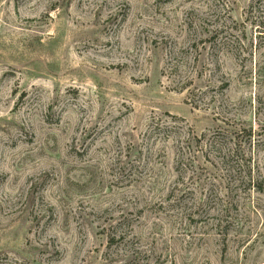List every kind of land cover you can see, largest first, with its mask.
<instances>
[{"label": "rangeland", "instance_id": "374dc122", "mask_svg": "<svg viewBox=\"0 0 264 264\" xmlns=\"http://www.w3.org/2000/svg\"><path fill=\"white\" fill-rule=\"evenodd\" d=\"M0 264H264V0H0Z\"/></svg>", "mask_w": 264, "mask_h": 264}, {"label": "trees", "instance_id": "16d2710c", "mask_svg": "<svg viewBox=\"0 0 264 264\" xmlns=\"http://www.w3.org/2000/svg\"><path fill=\"white\" fill-rule=\"evenodd\" d=\"M152 133H155V129H154V130H152ZM181 149H183V148H181Z\"/></svg>", "mask_w": 264, "mask_h": 264}]
</instances>
